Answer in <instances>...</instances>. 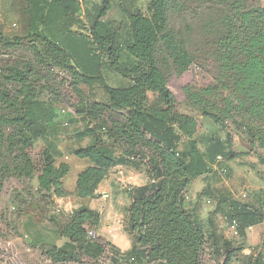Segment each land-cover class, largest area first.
Listing matches in <instances>:
<instances>
[{
	"label": "trees",
	"instance_id": "16d2710c",
	"mask_svg": "<svg viewBox=\"0 0 264 264\" xmlns=\"http://www.w3.org/2000/svg\"><path fill=\"white\" fill-rule=\"evenodd\" d=\"M248 1L151 0L146 11L126 12L130 40L124 43H120L116 32L99 23L111 9L110 0H103L86 38L67 30L56 34L47 31L52 19L39 20L30 15L23 19L22 0L18 1L19 8L13 5L21 27L12 30L0 22V39L14 38L16 42L36 36L40 25L44 26L54 56L63 63L72 61L90 87L104 85L107 103L95 102L81 111L88 124L78 135L90 141L76 149L74 156L88 160L89 165L78 174L75 196L96 198L100 184L117 166L145 169L148 182L128 190L132 201L127 210V228L133 247L122 257L121 250L108 243L114 262L134 257L149 264H204L206 237L187 200L195 179L211 173L196 138L201 123L181 111L157 56L161 51L166 62L171 61L179 73H185L195 56L187 48V35L178 38V33L169 27V20L176 11L204 9L202 29L215 50L220 70L218 86L201 92L187 88V104L216 125L243 128L253 148L257 142L264 145V6L252 7ZM186 31H193L192 25H186ZM123 54L136 59V63L121 62ZM107 68L125 78L128 85H109L104 77ZM29 84L27 73L19 67L8 68L0 75V108L17 113L16 118L3 117L1 121L7 127L0 130V149L5 141L12 148L15 142L23 143V167L19 171L31 178L37 174V193L43 195L44 201L51 196L68 197L70 192L64 189L63 180L70 165L62 162L56 166L48 149L41 153L37 163L26 152L34 139L46 136L45 121L54 117ZM212 97L215 101L210 102ZM114 115L122 120L114 119ZM13 125L17 129L11 133ZM182 143L188 144L187 151L180 152ZM227 147L228 144L217 141L210 146L208 155L215 156L218 163L223 156L227 160L238 157ZM2 172L0 193L5 178ZM224 204L227 208L221 209ZM216 211L224 213L228 223L236 221L241 235L247 227L264 220V209L239 205L224 195ZM100 220L99 212L88 207L75 211L66 223L58 225L59 237L67 238L68 243L62 247L51 245L47 255L54 262L76 260L82 252L97 258L104 247L99 240L90 238L89 227H96ZM223 244L224 264H231L242 248H234L229 240Z\"/></svg>",
	"mask_w": 264,
	"mask_h": 264
},
{
	"label": "rangeland",
	"instance_id": "374dc122",
	"mask_svg": "<svg viewBox=\"0 0 264 264\" xmlns=\"http://www.w3.org/2000/svg\"><path fill=\"white\" fill-rule=\"evenodd\" d=\"M248 2L249 6L252 7L264 6V0H249ZM204 11L202 8H194L193 11H176L169 20V27L178 33V38L187 35V48L195 56L193 64L185 73H179L171 61L166 62L161 51L157 56L167 75L168 86L181 105V111L194 117L204 116L187 104L186 89L201 92L209 87L218 86L220 71L215 60V50L210 45L209 37L205 35L202 29V21L205 18ZM189 24L192 25L193 31L188 34L186 25ZM43 28L40 25L36 36L22 42H16L14 38L4 37L0 39V75L5 74L8 68L19 67L23 69L27 73L29 85L37 99L45 105L47 110L52 111L53 119L45 121L47 124L46 136L34 139L32 145L26 148V152L37 163L41 153L48 149L53 155L56 166L62 162L69 163L71 170L64 179L63 187L70 190L76 186V180L82 171L80 168L84 161H88L74 156L76 149L86 146L90 141V138L81 139L78 135L88 124L85 114H81V111L95 102L107 103L108 95L102 83L90 87L82 72L76 68L72 61L63 63L61 59L52 54L53 47L48 40L50 36L47 31H43ZM11 29H19V26H13ZM85 31L90 32V28L85 29ZM104 77L113 87L124 88L126 86L127 80L111 68L105 69ZM214 98L212 97L210 102L215 101ZM115 113L119 114L118 112ZM3 117L13 119L17 117V113L0 108V130L2 131L7 127L1 124ZM113 117L116 120H122L121 116L114 115ZM204 118L206 119L204 123L200 121L201 128L197 136L199 149L205 154L210 170L216 173L217 179L214 180L213 188H209L205 194L203 191L200 192L197 200L195 199L193 202L197 203L198 200L204 202L212 195L218 199L219 203L217 195L226 191L229 183L228 174L224 175L222 169H227L226 163L230 159L227 160V157L223 156V161L218 163L215 156L210 157L208 155V146L211 140L201 137V134L203 131L213 133L216 127L213 121ZM11 129V133H13L17 129V125L11 126ZM224 129L225 127H221L220 130L223 131ZM241 131L246 133L245 130ZM238 132L239 135L234 136L232 144L229 143L226 149L232 145L235 150L244 146L243 134ZM8 137L5 139L7 140ZM259 146L261 149L264 145H259L257 142L254 148ZM187 149L188 144L182 143L180 145V152L187 151ZM0 152L2 153L0 170L5 176L0 193V264H142L136 258L128 260L121 258L117 259L118 263L114 262L109 255L108 250L111 247L108 243H112L116 234L124 235L126 240L131 239L127 228V210L132 200L128 190L146 182L147 175L144 168L137 170L130 166L115 167L110 172L108 181L104 182L101 190L99 189L100 193H96V198L86 199L82 202L86 207L100 214L99 224L96 227H89V236L99 240L104 251L97 258L87 256L82 252L76 260L54 262L47 255L51 248L50 243L35 244L29 241L26 235H23V213L30 209L34 213L44 214V218L47 219L46 225H51L53 222L62 225L70 217L67 216L66 212H63L59 205L51 209L42 205L43 203L48 204L49 198L44 201L42 194H38L37 197L33 192L37 185L36 173L31 178L23 176V172L19 171V167H23V143L15 142L12 148L9 142L5 141L1 144ZM214 166L217 168L216 172L212 170ZM199 183V181L193 183L188 195L196 193L195 189L198 188ZM240 192H242L241 201H246L247 192L242 189ZM69 196L75 200L73 198L75 196L74 191L70 192ZM29 200L34 201L35 205ZM233 201L242 205L239 201ZM80 203L78 202L77 206ZM27 204L28 207H26ZM224 206L227 208L224 204L221 209H224ZM55 209L58 210L56 213ZM214 216L218 223L215 222L213 225L210 222L211 216L206 224L200 220L206 237L204 264H224L226 251L223 243L225 240L232 241L234 248H242V251L232 259L231 264H264L259 256H246L245 244L242 243L243 239L238 226L225 225L229 220L221 211H214ZM36 221L38 220L34 219L35 224H37ZM33 228H36V225ZM262 229L263 226L255 227L252 236H257ZM226 237L231 239H226Z\"/></svg>",
	"mask_w": 264,
	"mask_h": 264
},
{
	"label": "crops",
	"instance_id": "0c3cea01",
	"mask_svg": "<svg viewBox=\"0 0 264 264\" xmlns=\"http://www.w3.org/2000/svg\"><path fill=\"white\" fill-rule=\"evenodd\" d=\"M18 1L19 0H0V22L9 29L14 25L19 26V28L21 27L19 15L13 6L15 5L16 8H19ZM150 1L151 0H110L111 9L107 12L105 17L99 20V23L106 26L111 32H116L120 43L129 41L130 31L126 12H136L138 10L146 11L149 7ZM102 3L103 0H22L21 6L23 9V19L27 18L29 15L35 16L39 20H43L44 18L52 19V22H50V24L48 23L50 28H48L47 31H52L56 34L59 31L67 30L77 35L80 34L81 37L86 38L90 35V32L85 31V29L90 28L96 21ZM119 47L121 48L122 45ZM120 61L126 65L136 63V59L124 54ZM127 85L128 82L126 81V86ZM195 117L199 122L201 121V123H204L206 120L201 116ZM214 126L216 127L215 132L208 133L203 131L201 134V137L211 140L208 148L217 141L224 142L226 145H229V143L232 144L234 136L239 135L238 131L243 134L242 141L244 143V146L239 147L237 150L234 149L233 145L227 149L238 155V157L227 161V173L223 174H228V187L226 191L217 195V197H219L220 200L225 194L224 196L228 197L230 200L239 201L242 205H247L250 208H264V146H262L261 149H259L260 146L253 148L250 144L247 132L244 134L241 131L244 129L236 125L230 124L228 128H225L223 131L220 130V125L214 124ZM199 133L200 132H198V134ZM198 134L196 135L197 139ZM88 165L89 162L84 161V164L80 169L83 170ZM212 170L216 172L217 168L214 166ZM216 179V173L213 172L195 179L194 182H200L198 188L195 189L196 193L188 195L187 200L189 207L194 211L203 224L207 223L210 216L211 225L215 224V222L218 223V220L216 221L214 216V211L218 205V199L210 196L208 200L204 202L198 200L196 203L193 201L195 199L197 200L198 194L205 188H213L214 180ZM106 181H108V178L100 184V190ZM147 182L148 178L145 183L139 186H143ZM37 189L38 184L33 189V192H35V195L38 197ZM241 189L247 192L245 195L247 198L246 201H241ZM68 191L73 192L75 191V188ZM98 193H100L99 190ZM73 198H75V200H72V196L63 198L51 196L50 199H48L49 203H43L42 205H46L49 209L59 205L63 212H66L68 214L67 216L70 217L75 211L86 207V205L82 203L86 199L78 198L76 196ZM29 201L34 203V201ZM78 202H81L79 206H77ZM26 207H28V204ZM34 219L38 220L36 221L37 224H35ZM46 221L47 219L44 218V214L40 212L34 213L33 210L30 209L26 210L23 213V235H26L29 241L35 244L50 243L51 245L62 247L68 243L69 240L67 238L59 237L58 225L54 222L51 225H46ZM34 225H36V228H33ZM225 225L228 226V222H226ZM257 226H263V229L254 237L252 236V233ZM241 236L243 239L242 243L245 244L244 251L247 254L246 256H259V258L264 261V220L259 225L248 227L245 230L244 235ZM226 239L231 238L226 237ZM112 244L121 250L122 257L130 252L133 247L132 238L126 240V237L122 234H116L114 239H112ZM132 259L135 258L132 257ZM141 263L149 264L146 260H141Z\"/></svg>",
	"mask_w": 264,
	"mask_h": 264
},
{
	"label": "built area",
	"instance_id": "2783aa9c",
	"mask_svg": "<svg viewBox=\"0 0 264 264\" xmlns=\"http://www.w3.org/2000/svg\"><path fill=\"white\" fill-rule=\"evenodd\" d=\"M14 26H16V25H14ZM222 160V158L221 157H219L218 158V161H221ZM222 173H224V174H226L227 173V171L225 170V171H222ZM14 209H15V207H13ZM59 209V208H58ZM55 211V213L58 211L57 209H55L54 210ZM228 226H234V227H237L238 226V223L236 222V221H233L231 224L230 223H228ZM27 237V236H26ZM28 238V237H27ZM109 255L110 256H112V254L111 253H109Z\"/></svg>",
	"mask_w": 264,
	"mask_h": 264
},
{
	"label": "water",
	"instance_id": "95a60500",
	"mask_svg": "<svg viewBox=\"0 0 264 264\" xmlns=\"http://www.w3.org/2000/svg\"><path fill=\"white\" fill-rule=\"evenodd\" d=\"M97 194H98V192H97ZM92 234V233H91Z\"/></svg>",
	"mask_w": 264,
	"mask_h": 264
}]
</instances>
